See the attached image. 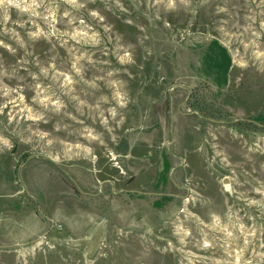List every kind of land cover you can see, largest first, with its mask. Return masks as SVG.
Instances as JSON below:
<instances>
[{"label": "rangeland", "instance_id": "obj_1", "mask_svg": "<svg viewBox=\"0 0 264 264\" xmlns=\"http://www.w3.org/2000/svg\"><path fill=\"white\" fill-rule=\"evenodd\" d=\"M0 264H264V0H0Z\"/></svg>", "mask_w": 264, "mask_h": 264}]
</instances>
